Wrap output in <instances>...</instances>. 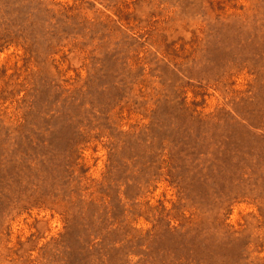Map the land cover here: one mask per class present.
<instances>
[{"label":"rangeland","instance_id":"1","mask_svg":"<svg viewBox=\"0 0 264 264\" xmlns=\"http://www.w3.org/2000/svg\"><path fill=\"white\" fill-rule=\"evenodd\" d=\"M0 264H264V0H0Z\"/></svg>","mask_w":264,"mask_h":264}]
</instances>
